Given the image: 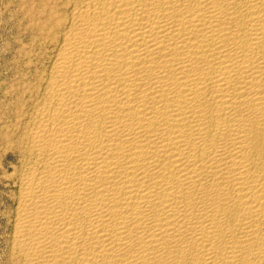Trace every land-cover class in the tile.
Segmentation results:
<instances>
[{
  "label": "bare ground",
  "instance_id": "1",
  "mask_svg": "<svg viewBox=\"0 0 264 264\" xmlns=\"http://www.w3.org/2000/svg\"><path fill=\"white\" fill-rule=\"evenodd\" d=\"M19 10L8 263L264 264V0Z\"/></svg>",
  "mask_w": 264,
  "mask_h": 264
},
{
  "label": "rangeland",
  "instance_id": "2",
  "mask_svg": "<svg viewBox=\"0 0 264 264\" xmlns=\"http://www.w3.org/2000/svg\"><path fill=\"white\" fill-rule=\"evenodd\" d=\"M0 4V154L2 153L0 156L3 157V154L9 152L3 157V164L5 167H8L6 168L7 172L4 174L0 170V264H9L7 249L9 248L8 237L10 236L8 235H10L9 230H11V227L8 226L10 225L8 220L10 219L9 212H11L12 203L10 197L8 200V196H10L9 188L5 187L6 181L3 177L4 175H10L12 173L11 166L14 164V152H6V150L9 148L10 144V142L7 144L9 135L12 133L10 139L14 137V79L23 71V69L20 68L22 66L20 61V55L22 53L19 54L18 50L19 48H23L25 52L28 51L29 38L25 31L26 19L19 10L20 0H0ZM22 25L24 28H22ZM17 57H19V59ZM15 58H17V60ZM16 72L17 74H15ZM4 132L8 134L5 135ZM11 140L12 142L14 141V139ZM5 143L7 144L6 146H8L6 148L4 146ZM2 157H0V161ZM7 218L9 219L7 220Z\"/></svg>",
  "mask_w": 264,
  "mask_h": 264
}]
</instances>
